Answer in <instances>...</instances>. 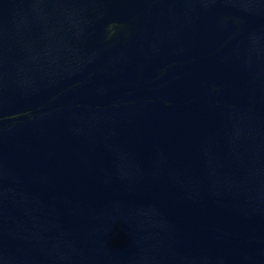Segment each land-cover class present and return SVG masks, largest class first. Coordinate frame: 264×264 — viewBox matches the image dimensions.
Segmentation results:
<instances>
[{
	"label": "water",
	"instance_id": "1",
	"mask_svg": "<svg viewBox=\"0 0 264 264\" xmlns=\"http://www.w3.org/2000/svg\"><path fill=\"white\" fill-rule=\"evenodd\" d=\"M0 264H264V0H0Z\"/></svg>",
	"mask_w": 264,
	"mask_h": 264
}]
</instances>
